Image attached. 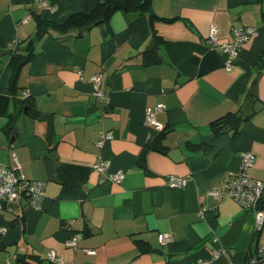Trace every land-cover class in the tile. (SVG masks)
<instances>
[{"label": "crops", "instance_id": "0c3cea01", "mask_svg": "<svg viewBox=\"0 0 264 264\" xmlns=\"http://www.w3.org/2000/svg\"><path fill=\"white\" fill-rule=\"evenodd\" d=\"M97 1L47 0V10L35 0H0V163L12 166L14 154L25 179L45 183L39 208L21 196L0 210V264H53L49 253L61 264L243 263L264 243V223L256 234L252 212L210 193L222 190L245 151L254 154L251 175L264 179V62L256 66L264 0H151L152 20L117 11L81 36L49 28L16 83L15 96H27L39 116L17 115L9 82L18 45L39 20L60 24ZM240 27L256 32L227 69L207 38L215 28L230 41ZM98 72L107 102L92 92ZM253 78L249 121L237 134H214L210 123L242 106ZM158 103L164 148L143 152L159 132L145 112ZM106 132L112 138L99 146ZM98 160L124 173L119 184L93 170ZM170 176L187 182L169 186ZM159 233L172 241L159 242ZM215 249L225 253L213 258Z\"/></svg>", "mask_w": 264, "mask_h": 264}, {"label": "built area", "instance_id": "2783aa9c", "mask_svg": "<svg viewBox=\"0 0 264 264\" xmlns=\"http://www.w3.org/2000/svg\"><path fill=\"white\" fill-rule=\"evenodd\" d=\"M38 7L52 10L53 6L47 0H35ZM255 29L251 27H240L233 29V36L230 41H221L217 37V29L212 28L207 42L213 48L222 52L225 56L224 67L229 69L233 60L238 55L245 43H247L254 35ZM102 75L100 72L93 74L90 77L92 84V92L96 97L103 98L107 102V96L101 90ZM163 103H158L152 108H148L145 112V124L152 127L156 131H161L164 126L156 119V114L164 109ZM112 138L111 133L106 132L102 139L98 141L101 146L104 141ZM13 165L5 167L0 163V210L8 201L25 196L30 203L39 208L41 200L44 196L45 183L42 181H29L24 178L21 165L14 154H12ZM254 154L250 151L242 152L240 155L239 168L223 185L222 190H214L210 194L218 198H229L237 202L244 210L254 214L256 231H259L264 223V179H258L251 175L250 169L254 163ZM93 170L98 173H105L106 179L119 184L123 179L124 173L122 171L108 172L109 162L105 160H98L92 166ZM187 182L186 178L170 176L168 185L173 187L184 186ZM4 232V228H0V234ZM80 238L79 234H75L67 242L68 246L75 247L76 241ZM158 241L161 243L171 242L173 237L171 233H159ZM213 242H217L214 238ZM93 253V251H89ZM225 253L224 249H215L212 252V257L217 258L219 255ZM49 261L53 264H61L63 258L54 253L47 255ZM210 260H198L195 264H210ZM5 264H14L7 261ZM235 264V263H229ZM241 264H264V243H258L256 249L252 252Z\"/></svg>", "mask_w": 264, "mask_h": 264}, {"label": "trees", "instance_id": "16d2710c", "mask_svg": "<svg viewBox=\"0 0 264 264\" xmlns=\"http://www.w3.org/2000/svg\"><path fill=\"white\" fill-rule=\"evenodd\" d=\"M150 1L151 0H98L96 5L89 11H75L67 15L65 20L62 23H46L39 20L37 22V29L32 38L26 41L24 45H18L16 52L12 54L10 65L12 66V76L9 82V91L14 94V111L16 114H20L25 111L27 116L32 118H37L39 116V111L35 109L33 102H29V98L26 96L24 99L17 98L15 93L17 91V75L20 68L26 65L32 59L34 55V44L35 42L48 30L49 28L54 29L62 33H71L75 36H81L86 30L90 27L107 23L110 17L117 11L124 12H149L150 20L158 18L153 15L150 11ZM147 52V51H146ZM264 62V53L260 57L256 66ZM102 80V79H101ZM256 84V79L253 78L250 82L248 91L243 101L242 106L235 112H228L217 119L213 120L210 123V126L214 134H222L224 132H231L237 134L241 131V128L249 121L251 115L245 113V104H249L254 99L251 97V88ZM28 98V99H27ZM106 102V101H105ZM26 109V110H24ZM13 116V114L11 115ZM166 132V129L163 128L158 132V136L151 143L146 145L143 148V152L149 148L156 147L158 150H162L164 146L162 145V139ZM66 182L72 183V179L67 177L65 174L61 175ZM28 180V179H27ZM29 181H38V180H29ZM76 182H73L72 185H75ZM264 209V205H261ZM260 231V230H259ZM256 231V234L259 232Z\"/></svg>", "mask_w": 264, "mask_h": 264}]
</instances>
